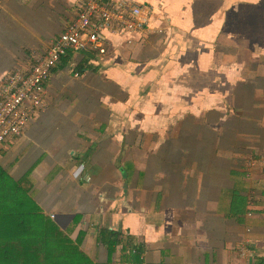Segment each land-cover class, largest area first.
I'll return each instance as SVG.
<instances>
[{
    "label": "crops",
    "instance_id": "0c3cea01",
    "mask_svg": "<svg viewBox=\"0 0 264 264\" xmlns=\"http://www.w3.org/2000/svg\"><path fill=\"white\" fill-rule=\"evenodd\" d=\"M87 1L0 0V96ZM110 1L149 7L148 28L109 32L107 53L67 50L45 107L0 143L8 165L22 157L11 171L34 168L63 224L121 235L115 260L125 245L150 264H244L251 242L264 264V0Z\"/></svg>",
    "mask_w": 264,
    "mask_h": 264
},
{
    "label": "trees",
    "instance_id": "16d2710c",
    "mask_svg": "<svg viewBox=\"0 0 264 264\" xmlns=\"http://www.w3.org/2000/svg\"><path fill=\"white\" fill-rule=\"evenodd\" d=\"M21 158L16 157L9 165L0 161V264H150L141 258L142 246L134 251L122 246V256L115 260L118 246L123 243L116 231L100 229L96 236H91L92 226L85 221L74 237L73 231L81 222L80 214L68 225L47 215L39 201L42 191L36 187L34 168L30 167L20 177L10 173ZM240 221L249 226L258 223L244 217ZM88 237L89 252L85 243ZM101 247L109 254L104 261L98 258ZM124 251L132 252L134 258L127 259Z\"/></svg>",
    "mask_w": 264,
    "mask_h": 264
},
{
    "label": "built area",
    "instance_id": "2783aa9c",
    "mask_svg": "<svg viewBox=\"0 0 264 264\" xmlns=\"http://www.w3.org/2000/svg\"><path fill=\"white\" fill-rule=\"evenodd\" d=\"M150 20L151 9L144 5L127 1L114 4L110 0H88L76 19L47 50L31 52L29 74L24 79L20 78L19 72L12 76L11 88L0 96V143L11 135L22 134L31 116L45 107V82L68 49L107 53L109 32L112 34L116 30L119 32L116 35L127 38L125 34L147 29ZM74 74L79 76L81 72L75 71ZM261 161L264 164V155ZM249 246L242 250L244 264H251L252 261Z\"/></svg>",
    "mask_w": 264,
    "mask_h": 264
},
{
    "label": "rangeland",
    "instance_id": "374dc122",
    "mask_svg": "<svg viewBox=\"0 0 264 264\" xmlns=\"http://www.w3.org/2000/svg\"><path fill=\"white\" fill-rule=\"evenodd\" d=\"M221 56H222V55H221ZM65 91H66L68 94H71L70 89L65 88ZM31 120H32V118L30 119V122H31ZM32 130H33V128H32ZM14 148H15V147L11 148V145L8 144V143H6V144L0 146V150H2V151L4 152L3 154H0V161H1L2 164H4V165H8V162L12 160L13 157H11V156H12V153H13V151H14ZM46 155H47V153H46ZM2 157L5 159V162L2 161V159H1ZM45 157H48V156H45ZM10 173L15 175V173H13L12 171H10ZM43 207H44V205H43ZM45 210H46V214H47V215L52 214V213H51L52 211H49V209L46 208ZM51 218H53L52 215H51ZM55 218L58 219L59 217L57 216V217H55ZM55 218H54V219H55ZM79 229H80V227L76 228V229L73 231V236H74V237L76 236V234H77V232H78ZM92 229H93V226H92ZM92 229H91V232H92ZM91 234H92V233H91ZM90 240H91V239L88 237V240L86 239V242H85V243H87V247H86L87 252H89V250H90V244H91V241H90Z\"/></svg>",
    "mask_w": 264,
    "mask_h": 264
}]
</instances>
